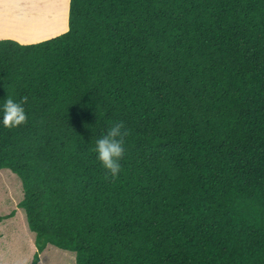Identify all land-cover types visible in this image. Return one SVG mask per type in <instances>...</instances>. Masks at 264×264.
<instances>
[{
    "label": "trees",
    "instance_id": "1",
    "mask_svg": "<svg viewBox=\"0 0 264 264\" xmlns=\"http://www.w3.org/2000/svg\"><path fill=\"white\" fill-rule=\"evenodd\" d=\"M10 98L31 264H264V0H69L64 33L0 40ZM119 122L113 178L94 147Z\"/></svg>",
    "mask_w": 264,
    "mask_h": 264
},
{
    "label": "rangeland",
    "instance_id": "2",
    "mask_svg": "<svg viewBox=\"0 0 264 264\" xmlns=\"http://www.w3.org/2000/svg\"><path fill=\"white\" fill-rule=\"evenodd\" d=\"M28 1L0 0L1 10L4 11L3 16H0V22L11 17V20L6 22L3 27L11 29V33H17L19 37L23 36L20 39L11 33H4V35L12 37L10 40L20 44L29 41L37 42L36 40L41 41L40 38H43H38L39 36H47L49 33H55L64 28L65 12L69 0H47L48 4H52L53 11L50 14H40L35 21H31L28 17L31 14L26 8ZM43 1L45 0H39V2ZM18 17H20L19 20H22L20 23L14 21ZM53 18L56 24L50 23ZM48 39L51 38L45 40ZM22 198V185L17 175L9 170L1 169L0 216H6L11 212L14 214L11 218L3 219L0 223V264H31L37 251L34 242L35 235L27 227L23 209L17 207ZM38 255V264H75L76 261L74 252L62 250L53 245H48L42 252H38Z\"/></svg>",
    "mask_w": 264,
    "mask_h": 264
},
{
    "label": "clouds",
    "instance_id": "3",
    "mask_svg": "<svg viewBox=\"0 0 264 264\" xmlns=\"http://www.w3.org/2000/svg\"><path fill=\"white\" fill-rule=\"evenodd\" d=\"M28 116L22 102L7 99L0 107V126L12 129L27 122ZM127 130L123 122L115 123L95 141L96 159L107 173L116 178L121 171L120 161L125 154L124 136Z\"/></svg>",
    "mask_w": 264,
    "mask_h": 264
},
{
    "label": "crops",
    "instance_id": "4",
    "mask_svg": "<svg viewBox=\"0 0 264 264\" xmlns=\"http://www.w3.org/2000/svg\"><path fill=\"white\" fill-rule=\"evenodd\" d=\"M26 4H28L26 8L31 13L30 15H28V17H29V19L31 21L37 20V17L40 14H50V12L53 11V10L50 9V5H52V4H49L48 5L47 0H45L43 2H39V0H29ZM68 9H69V4L67 5L66 12H65V24H64V28L61 31H58V32H55V33H49L47 36L46 35L45 36H43V35L42 36H39L38 38L43 37V38H40L41 41L42 40H45L47 38H53V37H55V36H57V35H59L61 33H64L65 31H67V29H68ZM3 14H4V11H2L1 10V7H0V16L2 17ZM10 18L11 17H9L7 19H4L3 21L0 22V39H10V38H12L10 36L4 35V33H6V32L11 33L12 30L11 29H6V28L3 27L6 22H9L11 20ZM19 19H20V17H18L17 19L15 18L14 21L17 22V23H20L22 20H19ZM48 19H49V16H48ZM54 20H55L54 18L51 19L50 20V23L51 24H56V22ZM57 27H60V26H57ZM11 34H13L15 36H18L17 33H11ZM50 34H52V35H50ZM18 38L21 39V38H23V36L22 37L21 36L20 37L18 36ZM36 41L37 42H40L39 40H36ZM30 42L37 43L35 41H29V42H27L25 44H31Z\"/></svg>",
    "mask_w": 264,
    "mask_h": 264
},
{
    "label": "bare ground",
    "instance_id": "5",
    "mask_svg": "<svg viewBox=\"0 0 264 264\" xmlns=\"http://www.w3.org/2000/svg\"><path fill=\"white\" fill-rule=\"evenodd\" d=\"M48 5H49V4H48ZM52 7H53V6H52V5H50V9H51V10H53V8H52Z\"/></svg>",
    "mask_w": 264,
    "mask_h": 264
}]
</instances>
